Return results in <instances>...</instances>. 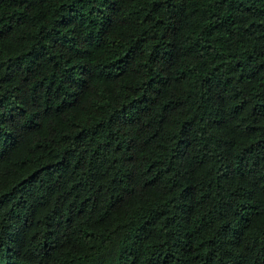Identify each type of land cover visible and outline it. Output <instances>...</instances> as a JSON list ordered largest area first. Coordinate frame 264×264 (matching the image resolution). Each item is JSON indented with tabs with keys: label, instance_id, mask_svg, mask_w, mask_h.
I'll list each match as a JSON object with an SVG mask.
<instances>
[{
	"label": "trees",
	"instance_id": "obj_1",
	"mask_svg": "<svg viewBox=\"0 0 264 264\" xmlns=\"http://www.w3.org/2000/svg\"><path fill=\"white\" fill-rule=\"evenodd\" d=\"M0 264H264V0H0Z\"/></svg>",
	"mask_w": 264,
	"mask_h": 264
}]
</instances>
